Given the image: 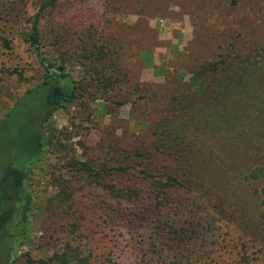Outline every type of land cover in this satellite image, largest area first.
I'll use <instances>...</instances> for the list:
<instances>
[{"label": "rangeland", "instance_id": "obj_1", "mask_svg": "<svg viewBox=\"0 0 264 264\" xmlns=\"http://www.w3.org/2000/svg\"><path fill=\"white\" fill-rule=\"evenodd\" d=\"M41 1L0 0V34L9 40L0 42V120L43 77L27 42ZM38 31L40 55L63 64L80 87L44 124L46 146L25 184L28 239L13 247L12 264L76 249L91 264H264L258 202L248 184L229 171L225 177L228 165L241 164L238 146L222 149L206 136L207 144L193 145L196 154L206 151L192 163L151 149L152 122L185 120L196 109L190 77L202 64L264 53V0H58ZM42 103L41 93H29L0 124V174L18 131L37 125ZM136 150L153 151L143 165L160 179L207 170L210 199L192 185L157 197L152 179L136 171ZM127 164L133 168L98 174ZM96 181L138 192L119 196ZM4 242L0 264H8Z\"/></svg>", "mask_w": 264, "mask_h": 264}, {"label": "trees", "instance_id": "obj_2", "mask_svg": "<svg viewBox=\"0 0 264 264\" xmlns=\"http://www.w3.org/2000/svg\"><path fill=\"white\" fill-rule=\"evenodd\" d=\"M57 1H41L27 34V42L36 50L35 54L38 55L43 67V77L39 84L18 97L0 120L1 124L13 116L23 96L33 92L41 93L43 103L37 125L25 132L23 129L18 131L15 137L16 153L5 163L0 174V241H5L4 250L8 264H12L16 258L13 247L28 239L27 222L32 202L31 193L26 190L25 184L40 149L46 146L42 134L44 124L57 109L62 108L74 97L80 87V83L70 76L63 64H55L38 52L40 46L38 22L44 11L54 6ZM0 42L9 47V40L1 34ZM92 54L93 52H90V55ZM190 82L197 85L195 93L200 97L196 109L185 120L172 117L152 122L154 141L151 149L157 153L175 155L185 159L187 163H192L191 160L197 162L200 153L206 151L200 146L201 149L196 154L193 145L197 142L207 144L206 136H214L216 139L214 142H218L220 148L225 146V143L238 146L234 148L233 153L235 158L241 156V164L228 165L225 177L229 171V176L239 178L241 182L251 187L258 202L257 216L262 222L261 235L264 236V53L259 56H248L241 61L221 56L217 60L202 64L192 73ZM153 151L143 153L136 150L134 158L142 165L136 171L138 170L143 178L152 179V188L156 190L157 197L162 198V194H167L170 187L190 188L192 185L194 188L197 186L199 192L210 199L211 192L205 187V183H208L204 176L207 170L199 168L197 173L192 174L191 179H188L187 175L181 178L183 181L172 175L160 179L143 165L144 161L153 157ZM85 166L87 167L85 170H89V166ZM131 168L133 166L128 164L109 168L103 166L98 174L128 171ZM193 181L196 185L192 183ZM96 182L119 196H133L138 192L135 189H115L112 184ZM220 204L218 202V205ZM182 230L181 228L175 231L179 238L182 237L183 233H180ZM262 243L264 246V242ZM183 245L184 239L183 243H178L180 248ZM74 251L62 250L52 253L47 258H28L27 261L30 264H91L88 255L77 249ZM244 258L247 262V256ZM100 264L116 263L108 259ZM159 264L169 263L163 259Z\"/></svg>", "mask_w": 264, "mask_h": 264}]
</instances>
